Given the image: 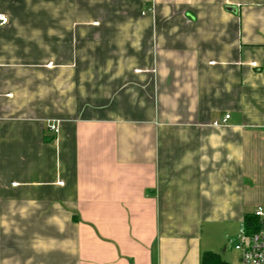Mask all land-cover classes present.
Segmentation results:
<instances>
[{
	"label": "crops",
	"instance_id": "0c3cea01",
	"mask_svg": "<svg viewBox=\"0 0 264 264\" xmlns=\"http://www.w3.org/2000/svg\"><path fill=\"white\" fill-rule=\"evenodd\" d=\"M0 13V264L225 259L264 205V0Z\"/></svg>",
	"mask_w": 264,
	"mask_h": 264
},
{
	"label": "built area",
	"instance_id": "2783aa9c",
	"mask_svg": "<svg viewBox=\"0 0 264 264\" xmlns=\"http://www.w3.org/2000/svg\"><path fill=\"white\" fill-rule=\"evenodd\" d=\"M7 20V16L0 13V25L5 24ZM49 128L57 131L54 124H50ZM251 216L253 220L251 229H246L242 225L234 249L239 253L240 264H264V205L255 206Z\"/></svg>",
	"mask_w": 264,
	"mask_h": 264
},
{
	"label": "trees",
	"instance_id": "16d2710c",
	"mask_svg": "<svg viewBox=\"0 0 264 264\" xmlns=\"http://www.w3.org/2000/svg\"><path fill=\"white\" fill-rule=\"evenodd\" d=\"M252 216L249 215L245 218L244 227L251 229ZM200 264H229L221 255L214 251H203L200 256Z\"/></svg>",
	"mask_w": 264,
	"mask_h": 264
},
{
	"label": "rangeland",
	"instance_id": "374dc122",
	"mask_svg": "<svg viewBox=\"0 0 264 264\" xmlns=\"http://www.w3.org/2000/svg\"><path fill=\"white\" fill-rule=\"evenodd\" d=\"M238 231L236 232V234L234 235L233 238H231V241H233V244H231L228 248V252L225 256V259L228 261L229 264H240L239 261V253L237 250L234 249V244L237 242V234ZM217 253H219V251H217ZM220 254V253H219ZM221 257H223L222 254H220Z\"/></svg>",
	"mask_w": 264,
	"mask_h": 264
}]
</instances>
